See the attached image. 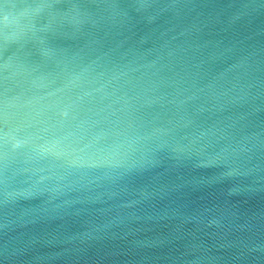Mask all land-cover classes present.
I'll return each instance as SVG.
<instances>
[{
	"label": "water",
	"instance_id": "1",
	"mask_svg": "<svg viewBox=\"0 0 264 264\" xmlns=\"http://www.w3.org/2000/svg\"><path fill=\"white\" fill-rule=\"evenodd\" d=\"M0 264H264V0H0Z\"/></svg>",
	"mask_w": 264,
	"mask_h": 264
}]
</instances>
